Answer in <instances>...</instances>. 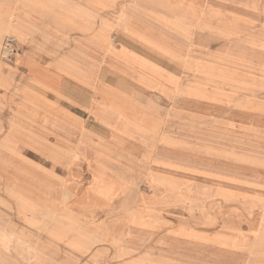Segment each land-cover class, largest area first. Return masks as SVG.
<instances>
[{"label":"rangeland","instance_id":"1","mask_svg":"<svg viewBox=\"0 0 264 264\" xmlns=\"http://www.w3.org/2000/svg\"><path fill=\"white\" fill-rule=\"evenodd\" d=\"M32 1L0 0V24L19 14L37 31H46L49 38L39 33L35 38L49 49L50 38L88 43L103 20L113 42L124 45L168 92L162 95L119 78L105 66L96 67L103 84L144 107L140 121H114L121 133L114 135L91 113L99 99L91 91L81 92L70 79L61 96L47 94L51 107L62 106L66 118H74L76 127L70 131L81 154L82 137L96 145L101 139L111 141L101 157L102 170L96 163L81 170L97 200L104 196L109 202L112 195L110 206L117 211L140 206L137 216L145 220L150 218L147 207H164L156 217L158 227L143 235L154 252L148 261L264 264V0H108L113 8L94 6L92 0H59L63 9L71 5L65 19L72 21L67 30L72 41L65 38L62 25L48 28L58 18ZM92 11L96 26L85 36L80 21ZM122 16L140 33V41L116 28ZM8 36L14 37L1 35L0 61L16 62L28 47L14 37L15 55L7 59ZM33 132L42 134L38 125ZM48 139L54 141V135ZM30 150L36 164L52 169L37 150ZM18 208L22 206H0V220L13 224ZM112 223V228H131L119 217Z\"/></svg>","mask_w":264,"mask_h":264},{"label":"crops","instance_id":"2","mask_svg":"<svg viewBox=\"0 0 264 264\" xmlns=\"http://www.w3.org/2000/svg\"><path fill=\"white\" fill-rule=\"evenodd\" d=\"M32 2L66 21L53 19L48 28L59 24L69 34L72 21L65 19L71 10L69 3L63 9L59 0L58 4ZM93 2L94 6L113 8L108 0ZM11 15L14 20H2L1 35L11 33L19 45L28 48L23 49L16 62L0 61V136L7 131L0 140V206H33L42 213H35L36 209L28 214L20 213L18 208L13 224L5 225L0 220V264H130L131 260L136 264H153L148 259L154 252L143 235L158 227L160 221L156 217L164 207H147L150 218L145 220L137 216L139 212L124 213L127 206L121 207V211L110 206L114 200L111 192L109 202L104 196L97 200L85 183L87 175L81 170L85 164L89 167L94 163L102 170L101 157L111 141L101 139L96 145L82 137L84 142L80 146L84 153L81 154L70 131L76 127L74 118H66L67 109L62 106L51 107L46 95L53 92L59 97L68 80L76 81V89L84 93L91 91V95L99 98L91 106V113L108 127L110 134H121L114 121H140L144 107L103 84L96 67L105 66L119 78L149 89L148 70L124 45L113 42L107 34L110 26L103 20L99 32L89 36L96 26L97 13L93 11L82 18L79 26L82 34L89 36L88 43L80 42V38L73 41L76 44L50 38L49 49H44L43 43L35 38L36 33L49 38L45 30L39 32L36 25H29L19 14ZM128 22L127 16L126 19L122 16L116 28L140 41V33L132 31ZM65 38L71 40L69 35ZM71 45L69 51L59 50ZM26 58L31 59L30 63H25ZM5 113L9 115L6 120L2 116ZM35 125L42 134L33 132ZM50 134L54 135V141L48 139ZM30 148L48 160L52 169L36 164L30 158ZM57 168L63 174L56 173ZM116 217L131 228L125 231L112 228Z\"/></svg>","mask_w":264,"mask_h":264},{"label":"bare ground","instance_id":"3","mask_svg":"<svg viewBox=\"0 0 264 264\" xmlns=\"http://www.w3.org/2000/svg\"><path fill=\"white\" fill-rule=\"evenodd\" d=\"M1 32V31H0ZM66 36L69 35V34H65ZM0 39H1V33H0ZM0 47H1V40H0ZM31 50V49H30ZM189 50V49H188ZM23 51V50H22ZM28 51V50H27ZM31 52V51H30ZM28 53V52H27ZM118 55V54H117ZM13 58H10L9 60H12ZM3 71V70H2ZM4 72V71H3ZM148 87L149 89H152V90H157V91H160L162 93V95H167V90L162 88L161 86H159L155 80L153 79V73L151 71L148 70ZM16 74V73H15ZM17 79V78H15ZM20 79V78H19ZM160 79V78H158ZM22 80V78H21ZM23 82V81H22ZM76 82V81H75ZM166 83V82H165ZM168 84V83H167ZM28 85V84H27ZM34 88V87H33ZM39 91V90H38ZM47 95V93H46ZM8 102V101H7ZM15 107V106H14ZM239 123V122H238ZM7 124V123H6ZM7 127V126H6ZM2 135V134H1ZM264 172V171H263ZM11 200V199H10ZM202 201V200H201ZM14 203V201H13ZM13 205V204H12ZM123 207V206H122ZM193 207H198V206H193ZM114 208L116 209V207L114 206ZM140 206H127V209L124 211V213L126 214H134V213H138L140 210H139ZM22 210L20 211V213H26L28 214L29 212H31L32 210L36 209V213H42V211L38 208V207H33V206H22L21 208ZM194 210V209H193ZM192 211V210H191ZM195 211V210H194ZM261 211V210H260ZM84 213V212H83ZM255 214V213H254ZM86 216V215H85ZM151 217H153V215H151ZM260 233H258L257 235H259ZM248 235V234H247ZM256 236V235H255ZM256 240V239H255ZM253 240V241H255ZM250 241V240H249ZM251 243V242H250ZM255 243V242H254ZM253 246V245H252ZM252 252V251H251ZM33 256V255H32ZM130 264H136L135 261L131 260Z\"/></svg>","mask_w":264,"mask_h":264},{"label":"built area","instance_id":"4","mask_svg":"<svg viewBox=\"0 0 264 264\" xmlns=\"http://www.w3.org/2000/svg\"><path fill=\"white\" fill-rule=\"evenodd\" d=\"M16 39L8 36L4 42V52L7 59L13 58L15 55Z\"/></svg>","mask_w":264,"mask_h":264}]
</instances>
